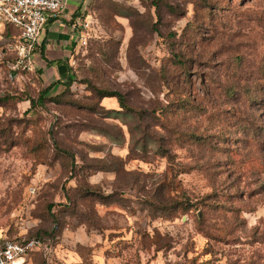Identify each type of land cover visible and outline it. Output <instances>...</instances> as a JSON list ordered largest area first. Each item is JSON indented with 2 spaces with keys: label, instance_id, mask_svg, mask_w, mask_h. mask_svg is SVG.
<instances>
[{
  "label": "rangeland",
  "instance_id": "374dc122",
  "mask_svg": "<svg viewBox=\"0 0 264 264\" xmlns=\"http://www.w3.org/2000/svg\"><path fill=\"white\" fill-rule=\"evenodd\" d=\"M83 12L74 82L42 105L0 59V242L39 239L24 264H264V0Z\"/></svg>",
  "mask_w": 264,
  "mask_h": 264
},
{
  "label": "built area",
  "instance_id": "2783aa9c",
  "mask_svg": "<svg viewBox=\"0 0 264 264\" xmlns=\"http://www.w3.org/2000/svg\"><path fill=\"white\" fill-rule=\"evenodd\" d=\"M64 7L63 0H0V59L12 57L7 62L8 78H23L33 72L32 57L40 44L41 32L51 19L57 18ZM13 26L18 34L4 37L7 26ZM86 20H80L79 47L86 46L82 28H88ZM46 250L39 239L3 240L0 242V264H24L27 255L36 250Z\"/></svg>",
  "mask_w": 264,
  "mask_h": 264
},
{
  "label": "crops",
  "instance_id": "0c3cea01",
  "mask_svg": "<svg viewBox=\"0 0 264 264\" xmlns=\"http://www.w3.org/2000/svg\"><path fill=\"white\" fill-rule=\"evenodd\" d=\"M63 2L61 14L51 19L41 32L40 44L32 57L33 72L40 78L44 87L66 80L67 65L72 62L79 48L80 28L76 27V24L80 18L74 14L84 11V2L82 0ZM57 87L60 86L56 85L54 88Z\"/></svg>",
  "mask_w": 264,
  "mask_h": 264
},
{
  "label": "trees",
  "instance_id": "16d2710c",
  "mask_svg": "<svg viewBox=\"0 0 264 264\" xmlns=\"http://www.w3.org/2000/svg\"><path fill=\"white\" fill-rule=\"evenodd\" d=\"M83 2H85L86 0H82ZM81 9V6L79 7V10ZM80 12V11H79ZM75 17H79V18H82L84 19V17H86L85 13L82 12V13H76L74 14ZM18 34V31L11 25L7 26L6 29H5V32H4V37L5 38H10L14 35H17ZM67 70H68V76L66 78L65 81H58L57 83H53V84H50L46 87L43 86L40 78L35 75L34 72H31V73H28V75H30L31 77H35L38 79V81L40 82V85H41V90L39 91V94L36 98L34 97H29L27 99H25L26 101L29 102L30 104V108H33L37 105H42L43 102L46 100L45 97L47 96V94L56 86H60L63 88V92L64 90H68L70 88V86L72 85V83L74 82V75H73V72L71 70V68L69 67V65H67ZM24 76V75H23ZM62 92V93H63ZM99 95L101 98H106V97H112V98H115L117 103L119 104V107L123 110H125L126 112H129L131 111V109H129V107L127 106L126 104V101H125V98L122 94H120L119 92H99ZM49 208H51V206H49ZM25 240H28V239H25Z\"/></svg>",
  "mask_w": 264,
  "mask_h": 264
}]
</instances>
